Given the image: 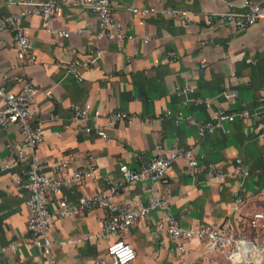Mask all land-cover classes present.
Instances as JSON below:
<instances>
[{"label": "crops", "instance_id": "crops-1", "mask_svg": "<svg viewBox=\"0 0 264 264\" xmlns=\"http://www.w3.org/2000/svg\"><path fill=\"white\" fill-rule=\"evenodd\" d=\"M13 1L0 0V16L19 10L20 5ZM110 1L114 18L133 35L131 39L118 43L99 37L95 13L65 6L48 22L37 15L22 19L33 49L41 58L30 63L16 57L11 32L0 30V84L10 92L20 91L27 81L37 87L31 108L42 128V140L36 147L41 171L63 178L74 169H95L93 176L51 195L47 207L53 212L60 198L73 203L80 195L105 189L110 180L119 178L120 163L139 168L155 153L156 143L163 146V152L193 146L198 166L191 171L179 158L156 183L161 193L169 195L170 212L185 226H220L228 220L235 234L250 237L252 229L247 219L256 212L264 214V140L255 136L264 120L256 124L237 118L225 123L224 130L216 128L200 137L195 126L166 117L164 112L182 110L208 120L219 107L230 111L253 109L260 98L264 100V16L243 29L224 23L204 25L205 15L242 13L253 1L264 12V0ZM129 5L185 8L191 11L193 21L185 23L178 16L158 14L141 17L131 13ZM48 26L53 31H48ZM55 30L67 31L68 35ZM171 52L175 57L164 61ZM183 82L194 88L187 96V107H181L173 92ZM225 90H237L236 100H226L222 95ZM196 97L208 104L194 103ZM73 105L88 106L90 112L98 110L102 124L104 114L110 110H124L137 117L119 121L106 129L108 138H102L84 131L83 123L71 120ZM50 114L57 117L50 118ZM91 122L89 118L87 124ZM20 140L15 125L0 129V264H92L113 239L97 236L105 216L103 209L54 216L49 230L53 243L49 257L31 242L26 228V191L21 185L28 158L18 159L13 148ZM235 158L248 167V175L234 169ZM212 163L221 164V180L208 174L207 167ZM55 164H59V170ZM148 193L147 181H134L120 191L115 201L144 202ZM236 197L241 203L234 211ZM235 213L243 222L234 220ZM163 214V209L156 208L120 232L136 252L128 264H178L176 255L159 245L162 234L155 222ZM11 245L15 248L10 249ZM185 256L201 264H233L224 252H204L196 240L186 245Z\"/></svg>", "mask_w": 264, "mask_h": 264}, {"label": "built area", "instance_id": "built-area-1", "mask_svg": "<svg viewBox=\"0 0 264 264\" xmlns=\"http://www.w3.org/2000/svg\"><path fill=\"white\" fill-rule=\"evenodd\" d=\"M14 2L13 0H10ZM20 5L19 10L0 16V30H9L12 34V44L16 57L25 62H39L40 57L34 51L30 38L22 24L25 16L37 15L45 22L53 19L60 9L65 6H77L88 9L95 13L99 22L97 35L108 39H115L118 43L126 39H131L132 34L124 31L123 24L113 16V8L110 0H16ZM127 9L136 15L146 16L148 14H158L160 16H178L185 23H191L193 18L191 11L185 8L156 5H129ZM264 16L260 5L257 2H250L242 13L215 12L205 15L204 25L213 26L224 23L231 24L238 29L246 28L254 24ZM48 31L53 29L48 26ZM56 33L67 36V31L55 30ZM144 42L148 38L143 39ZM175 57L171 52L164 58L169 61ZM203 66V64H202ZM74 69V66L71 67ZM37 92V87L31 81H27L18 92H10L0 84V101L3 107L0 109V129H5L9 125H15L21 135V140L13 145L18 159L28 158L27 166L24 169L25 178L21 185L26 191L25 205L28 208L26 228L30 235L31 242L41 250L42 254L49 257L52 250V240L49 235L53 217H66L76 214H83L93 209H103L105 216L102 218L100 230L97 234L100 238L110 239L103 255L96 257L92 264H128L136 257L133 246L120 237V232L131 224L143 219L147 214L156 208L164 210L156 222L155 227L161 232L162 238L159 245L165 247L168 252L177 257L178 264H201L197 259L185 256L186 245L196 240L204 247V252H224L226 257L233 264L244 263L253 260L251 253L247 251L246 245H258L259 250L264 252V246L260 247L257 236L237 235L231 229V224L227 220L220 226L196 223L192 226L183 225L169 210V195L161 193L156 183L165 175L171 164L179 158L186 161L188 168L193 171L198 164V158L193 146L178 147L168 152L162 151V145H154L155 153L146 164L139 168L129 167L126 163H120L118 170L120 176L116 180H110L108 186L90 195H80L73 203L66 198L58 199L56 209L51 212L47 207V200L51 195L60 193L64 186L72 182L79 181L85 177L93 176L94 168L89 166L83 169H74L69 177H58L55 173L45 174L40 169L39 157L36 147L42 140V128L35 120V114L31 108L32 99ZM174 95L179 98L181 107H187L190 99L188 95L193 94L194 88L188 82H183L174 87ZM226 100H236L237 90L223 91ZM194 103L208 104L207 100L199 97L193 99ZM101 114L98 110L89 111L88 106L73 105L70 111L71 120L84 124L86 132H94L102 138H108L106 129L113 128L119 121H131L137 116L124 110H110L104 114L105 124L100 123ZM164 116L174 120H183L186 124L196 127L200 137L212 132L216 128L224 130L225 123L237 118L249 119L253 123H260L264 120V100L259 99L258 105L253 109L246 107L236 111H230L219 107L214 111V116L208 120L195 117L191 112L179 110L173 112L166 110ZM55 114H50V118H56ZM89 118L92 122L87 124ZM255 136L264 140V126L256 130ZM11 147V145H9ZM4 167H7L6 164ZM54 168L59 170V164ZM234 169L246 176L249 173L248 167L240 158H235ZM207 172L214 180H221L224 171L221 164L212 163L207 167ZM134 181L148 182V195L144 202L117 203L115 197L125 188L128 183ZM241 198L233 200L234 211L239 209ZM234 220L240 222L242 217L235 213ZM262 220V221H261ZM247 225L254 230L264 228V214L256 212L247 219ZM14 249L15 246H9ZM49 264H52L50 261Z\"/></svg>", "mask_w": 264, "mask_h": 264}, {"label": "rangeland", "instance_id": "rangeland-1", "mask_svg": "<svg viewBox=\"0 0 264 264\" xmlns=\"http://www.w3.org/2000/svg\"><path fill=\"white\" fill-rule=\"evenodd\" d=\"M250 236H257L258 237V243H259L260 247L264 246V230L261 229V230L257 231V230L253 229L250 232ZM257 256L251 262H254V261L258 262L260 259H262L264 257V252H261L260 255L258 257Z\"/></svg>", "mask_w": 264, "mask_h": 264}, {"label": "bare ground", "instance_id": "bare-ground-1", "mask_svg": "<svg viewBox=\"0 0 264 264\" xmlns=\"http://www.w3.org/2000/svg\"><path fill=\"white\" fill-rule=\"evenodd\" d=\"M245 247H246V249H247V251H249L250 253H251V257L254 259L258 254L260 255V253L261 252H263V251H260L259 250V247H258V245H256L255 243L251 246H249V245H244ZM258 255V256H259ZM257 256V257H258ZM246 261L244 262V263H247V257H246V259H245Z\"/></svg>", "mask_w": 264, "mask_h": 264}, {"label": "water", "instance_id": "water-1", "mask_svg": "<svg viewBox=\"0 0 264 264\" xmlns=\"http://www.w3.org/2000/svg\"><path fill=\"white\" fill-rule=\"evenodd\" d=\"M263 261H264V257L262 259H260L258 262H256L255 264L262 263Z\"/></svg>", "mask_w": 264, "mask_h": 264}, {"label": "trees", "instance_id": "trees-1", "mask_svg": "<svg viewBox=\"0 0 264 264\" xmlns=\"http://www.w3.org/2000/svg\"><path fill=\"white\" fill-rule=\"evenodd\" d=\"M253 230V229H252Z\"/></svg>", "mask_w": 264, "mask_h": 264}]
</instances>
